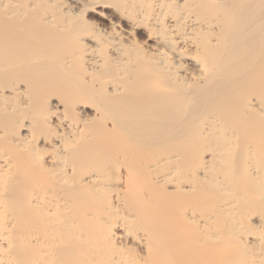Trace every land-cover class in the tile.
Returning <instances> with one entry per match:
<instances>
[{"label":"bare ground","instance_id":"6f19581e","mask_svg":"<svg viewBox=\"0 0 264 264\" xmlns=\"http://www.w3.org/2000/svg\"><path fill=\"white\" fill-rule=\"evenodd\" d=\"M0 264H264V0H0Z\"/></svg>","mask_w":264,"mask_h":264}]
</instances>
